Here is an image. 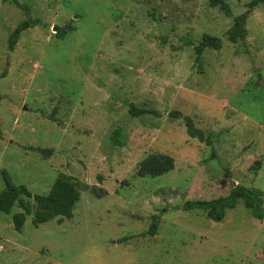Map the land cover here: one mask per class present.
<instances>
[{"label": "rangeland", "instance_id": "rangeland-1", "mask_svg": "<svg viewBox=\"0 0 264 264\" xmlns=\"http://www.w3.org/2000/svg\"><path fill=\"white\" fill-rule=\"evenodd\" d=\"M225 1L231 15L212 0H0V191L4 168L34 195L60 173L97 187L70 217L36 227L32 213L22 231V209L0 212V264H264V219L242 200L221 221L181 208L236 184L264 191V3ZM205 33L223 44L198 64ZM151 153L174 168L140 176Z\"/></svg>", "mask_w": 264, "mask_h": 264}, {"label": "trees", "instance_id": "trees-1", "mask_svg": "<svg viewBox=\"0 0 264 264\" xmlns=\"http://www.w3.org/2000/svg\"><path fill=\"white\" fill-rule=\"evenodd\" d=\"M212 3L224 10L227 15H231L230 6L225 0H212ZM260 3H264V0H253L249 5L252 9ZM18 5L24 9H28L27 6L21 3H18ZM247 16L248 13H244L234 17V23L228 31V38L232 42H237L240 38H245L248 34L246 28ZM30 26V22L23 21L16 27L10 38L9 46L11 49H13L22 31ZM65 33L66 31L64 28H61L57 32L60 38H63ZM222 44V38L205 33L201 42L195 46L197 63H201V56L206 48L212 47L219 49L222 47ZM145 112H147L146 109L133 108L134 115ZM173 114H179V112H173ZM185 120L187 131L190 136L196 137L209 144L212 142V132L206 135L202 129L195 126V123L189 116H186ZM42 151L50 153L52 150L44 149ZM174 165L175 159L172 155L151 153L139 164L138 174L140 176L150 175L156 177L171 171ZM2 175L5 181V187L0 191V212L12 213L15 206L22 209L13 214V222L17 231H22L26 217L32 213L34 215L33 225L36 227L57 217H70L73 214L76 203L81 197V189L90 188L93 192H97L96 186L90 187L65 173H60L52 184L48 194L34 195L26 185L15 182L7 169H2ZM99 189L102 193L105 191L102 188ZM30 198H34L35 202H31ZM263 199L264 191L254 187L236 184L226 196H220L210 200H187L181 208L184 210L201 209L205 211L211 219L221 221L224 219L227 210L236 207L242 200L244 206L251 211L255 218L264 219ZM157 227L158 220L157 217H155L152 220L148 232L154 235L157 231Z\"/></svg>", "mask_w": 264, "mask_h": 264}]
</instances>
